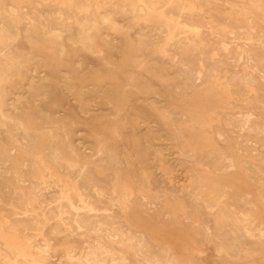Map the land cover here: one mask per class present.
Instances as JSON below:
<instances>
[{"label":"rangeland","instance_id":"obj_1","mask_svg":"<svg viewBox=\"0 0 264 264\" xmlns=\"http://www.w3.org/2000/svg\"><path fill=\"white\" fill-rule=\"evenodd\" d=\"M0 264H264V0H0Z\"/></svg>","mask_w":264,"mask_h":264},{"label":"bare ground","instance_id":"obj_2","mask_svg":"<svg viewBox=\"0 0 264 264\" xmlns=\"http://www.w3.org/2000/svg\"><path fill=\"white\" fill-rule=\"evenodd\" d=\"M48 87V86H47ZM46 108V107H45ZM114 117H115V115H114ZM72 123V122H71ZM23 142V141H22ZM104 142V141H103ZM102 142V143H103ZM242 144V143H241ZM68 147H70V146H68ZM97 148V147H96ZM2 149V148H1ZM67 149V151H69L68 150V148H66ZM4 151H5V149H4ZM71 152V151H70ZM100 149H97V150H94L91 154H90V157L91 158H95L96 156H98L99 154H100ZM11 154V153H10ZM67 154H70V153H67ZM55 156H56V154H55ZM71 156H72V154H71ZM223 158V157H222ZM207 159V158H206ZM227 163H230V162H228L227 161ZM207 164V163H206ZM230 168V167H229ZM88 172V165L86 164V165H81V166H79L78 168H76V169H74V170H72V173H73V178H71V180H70V182L68 183V184H64L63 185V187H62V192H61V194H62V196L65 198V199H67V200H69V195H70V193H73V192H75V191H77V187H78V185H77V180H79V179H81L83 176H85L86 175V173ZM198 188V187H197ZM201 190H202V188H201ZM197 191V190H196ZM195 191V192H196ZM194 192V193H195ZM199 192V191H198ZM203 192V191H202ZM202 192H200V193H202ZM204 193V192H203ZM197 195V194H196ZM199 195V194H198ZM203 198V197H202ZM49 201V200H48ZM199 201V200H198ZM202 200H200V202H201ZM56 201H54V203H55ZM207 203V202H206ZM71 204V203H70ZM205 204V203H204ZM204 204H202V205H204ZM62 209V208H61ZM207 209V208H206ZM203 212V211H202ZM185 221V220H184ZM74 222V221H73ZM41 235V234H40ZM86 259V258H85Z\"/></svg>","mask_w":264,"mask_h":264}]
</instances>
